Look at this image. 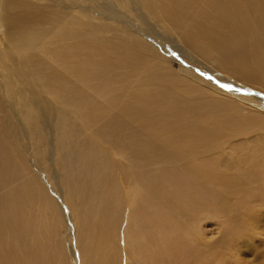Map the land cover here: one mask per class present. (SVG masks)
<instances>
[{
	"label": "bare ground",
	"instance_id": "1",
	"mask_svg": "<svg viewBox=\"0 0 264 264\" xmlns=\"http://www.w3.org/2000/svg\"><path fill=\"white\" fill-rule=\"evenodd\" d=\"M116 3L246 82L264 75V0ZM46 7L0 0V264L221 263L264 201V105Z\"/></svg>",
	"mask_w": 264,
	"mask_h": 264
},
{
	"label": "rangeland",
	"instance_id": "2",
	"mask_svg": "<svg viewBox=\"0 0 264 264\" xmlns=\"http://www.w3.org/2000/svg\"><path fill=\"white\" fill-rule=\"evenodd\" d=\"M36 1L42 3L44 6H48L41 12L55 10L58 14H66L73 17L77 16L75 13L86 12L83 18L87 20L90 25H106L112 33H115V31L119 34L129 33L133 36L142 38V40L144 39L152 49H156L157 53L160 54L165 67L180 74H191L196 77V81L200 83L205 81V84L212 87L211 89L214 92L219 91L223 93L219 96L221 99L225 97V90L221 89L220 86H224L227 87V90L243 94L245 98L252 103L264 105V75L259 77L258 83H250L242 80L234 71L225 70L221 66L218 58L211 57L208 60L203 59L189 43H185L177 31L167 27L164 30L153 21V17H151L152 20H149L151 24H156V26L153 32H148V34L145 31L146 25L139 19L140 14L138 17L133 9L125 8V5L123 6L119 3H116L118 5L115 4L117 12L114 11L115 9L113 10L112 8V1L114 0ZM109 1L111 4L108 7L107 4ZM63 3L70 4L68 5L70 8L63 5ZM122 3L124 4V2H121V4ZM1 34L2 32L0 30V49L4 40V36L1 37ZM246 107L248 106H240L238 108L233 106L232 116L236 117L237 113L240 111L242 114H248L250 109L246 111ZM261 131L263 130H258V132ZM256 134L252 133L250 136L254 142L260 140L256 137ZM239 136L242 137L243 135L241 134ZM258 201L259 200L252 201L251 216L247 215L245 219L242 220L244 222L239 224V226L244 225V230H239L237 228L231 231L233 234L230 238L233 239V241L229 240V247L227 246L223 249L220 260H224L219 264H264V201ZM65 218L73 224L74 221L70 213H67ZM63 219L62 221H64ZM221 227L222 225L218 224L217 229H221ZM220 229L217 230L216 234L218 239L223 236ZM71 236L74 237L73 234H71ZM230 238L228 237V239ZM110 241L111 240H109V244ZM97 246L104 247L103 244H97ZM224 253L226 255H223ZM74 260L72 259L71 264H78L75 263Z\"/></svg>",
	"mask_w": 264,
	"mask_h": 264
}]
</instances>
